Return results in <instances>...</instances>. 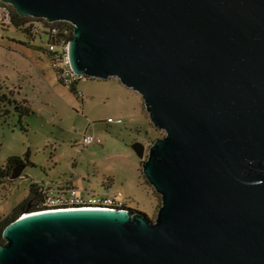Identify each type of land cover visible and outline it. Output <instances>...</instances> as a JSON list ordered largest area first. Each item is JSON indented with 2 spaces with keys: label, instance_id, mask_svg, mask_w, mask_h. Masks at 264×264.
I'll return each mask as SVG.
<instances>
[{
  "label": "water",
  "instance_id": "water-1",
  "mask_svg": "<svg viewBox=\"0 0 264 264\" xmlns=\"http://www.w3.org/2000/svg\"><path fill=\"white\" fill-rule=\"evenodd\" d=\"M0 2L73 25V72L117 79L165 132L133 145L161 198L154 220L29 206L0 264H264V0Z\"/></svg>",
  "mask_w": 264,
  "mask_h": 264
},
{
  "label": "rangeland",
  "instance_id": "rangeland-1",
  "mask_svg": "<svg viewBox=\"0 0 264 264\" xmlns=\"http://www.w3.org/2000/svg\"><path fill=\"white\" fill-rule=\"evenodd\" d=\"M45 41L44 36L42 41L35 40L37 44ZM28 42L16 27L0 26V90L18 103L26 102L32 112L22 118V128L14 112L0 125V166L28 152L36 165L6 189L0 188V219L28 197L31 182L73 179L83 191L100 192L110 182L109 192L120 195L127 208L154 220L156 192L140 179L142 160L133 149L137 142L148 149L152 145L148 138L157 135L142 97L117 79H82L74 94L68 81L59 82L52 59L25 46ZM159 132V138L165 136ZM86 135L97 141L86 147L81 144Z\"/></svg>",
  "mask_w": 264,
  "mask_h": 264
},
{
  "label": "trees",
  "instance_id": "trees-1",
  "mask_svg": "<svg viewBox=\"0 0 264 264\" xmlns=\"http://www.w3.org/2000/svg\"><path fill=\"white\" fill-rule=\"evenodd\" d=\"M8 8H9V10H11V14H12L11 22L6 23L5 21L0 20V26H2V27H10V26L16 27L19 31L23 32L26 35V38L29 41L28 43L24 44L25 46L33 48L35 50L42 51L47 56H49L52 59L53 63L55 64L56 54H58L59 52L58 51L52 52L49 49L50 44H52L54 41V38L52 37V34H51V29H52V27H56V26L68 27L71 30V36L68 40L71 41L73 38V30H74L73 25H71L70 23H67V22L49 23L48 21L43 20V19H36V18H32V17H27V16L21 17L17 14V12L14 10V8L12 6H10ZM43 36L45 37L46 41L42 44H37L35 42V40L37 38H39L40 41H42ZM56 69H58V68L56 67ZM59 75H60V70L58 71V79H59L60 83H64L63 79L61 77H59ZM78 82H76L75 84H73L70 87L71 92L74 94H77V87L76 86H77ZM13 112L17 113L20 116V122H19L20 128H22L21 125L23 124L22 118L27 117L32 113L30 108L27 106L26 102L18 103L16 100L13 99V96L5 94L0 90V125L6 124L8 122V120L10 119V116ZM108 123H112V122H108ZM150 124H151V126H153L152 123H150ZM154 131L158 136L156 135V137L152 136V137L148 138L152 141L151 144H153V142L156 139H158L159 137L162 136L161 132H159L155 128H154ZM141 165H142V161H141L140 169H139L140 179L144 180L145 184H148L147 181L145 180L144 176L142 175ZM17 166H24L25 170L29 167H36V165L31 161L30 152H28L23 157L12 156L7 160L5 165L0 166V188L3 187L6 189V185L12 183V181L9 180V177L12 174L13 169ZM25 170H24V172H25ZM74 188H75V185L73 183V179L64 180V181H57V182H52V181L51 182L50 181L49 182H31V184L29 186L28 197L26 199H24L21 203H19L14 208V210L12 211V213L9 216L3 217L2 219H0V247L5 243V240L3 237L5 228L10 223H12L16 219H18L21 216V214L27 210V208L29 206H30V212L31 211L37 212V211L42 210L41 203L44 200L45 191L53 192L55 194H60V192L66 193L68 191H71ZM102 188H103V190H101L100 192H98V191H96V192H98V193L109 192L111 189L110 182H108L106 184L104 183L102 185ZM153 190L154 189L152 188L151 191H153ZM85 191H87V190H85ZM153 192H155V191H153ZM154 194L156 195V200H157V207H156L157 208L156 212H157V210L160 207L161 202H160V197L158 196V194H156V193H154ZM125 208H127V204H125V206L123 207V209H125Z\"/></svg>",
  "mask_w": 264,
  "mask_h": 264
},
{
  "label": "built area",
  "instance_id": "built-area-1",
  "mask_svg": "<svg viewBox=\"0 0 264 264\" xmlns=\"http://www.w3.org/2000/svg\"><path fill=\"white\" fill-rule=\"evenodd\" d=\"M10 5L0 2V20L10 23L12 19ZM54 41L50 44L49 49L52 52L58 51L56 54L55 66L60 70L63 82L68 81L72 86L82 79L84 76L77 75L73 72L69 60V45L71 30L65 26H56L51 29ZM109 122H112L110 120ZM97 141L92 135H86L83 143L86 147ZM100 140H98V143ZM125 203L120 195L112 192L98 193L96 191H83L77 187L66 193L45 191V197L41 203L42 211H71V210H121Z\"/></svg>",
  "mask_w": 264,
  "mask_h": 264
},
{
  "label": "crops",
  "instance_id": "crops-1",
  "mask_svg": "<svg viewBox=\"0 0 264 264\" xmlns=\"http://www.w3.org/2000/svg\"><path fill=\"white\" fill-rule=\"evenodd\" d=\"M143 108H144V106H143ZM145 111V110H144ZM146 114V113H145ZM121 122H122V120H121ZM115 123V122H114ZM109 124H112V123H109ZM119 124H121V123H119Z\"/></svg>",
  "mask_w": 264,
  "mask_h": 264
}]
</instances>
